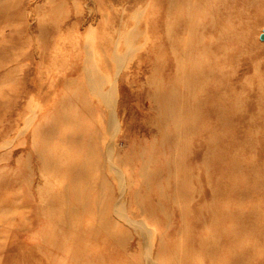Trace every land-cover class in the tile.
I'll return each instance as SVG.
<instances>
[{
  "label": "rangeland",
  "instance_id": "obj_1",
  "mask_svg": "<svg viewBox=\"0 0 264 264\" xmlns=\"http://www.w3.org/2000/svg\"><path fill=\"white\" fill-rule=\"evenodd\" d=\"M210 2L0 0V264H234V259L239 257L238 250H242V247L239 243L231 244L224 233L234 224L220 223L217 216L225 213L226 206L233 208L235 204L238 211L251 212L255 196L250 193L249 179L242 178L239 180L245 195L242 201H238L220 185L216 187L220 195L218 193L217 198L211 200L208 195L210 188L206 183L208 179L204 173L207 166L205 146L209 133L228 132L234 126L239 127L240 132L251 139V143L256 138L261 158H255L249 152L245 154L240 146L230 145L223 139L218 140L217 145L214 144L212 151L216 148L219 153L222 152V163L226 166H262L264 113L261 116L256 114L258 111L264 112V40L259 39V34L264 31V3L260 6L259 0H253L255 6L248 7L244 16H238V38L226 44L230 61L222 62L221 57L216 59V55L212 56L214 65L226 70L223 78H213L200 84L204 91L205 108L218 105L229 108V102L235 103L237 98L244 96L246 104L243 113H237L232 124L226 127L219 125L214 114L204 116L200 157L189 159L186 172H183L182 166L183 161L187 160L182 157L176 163L177 169H170L162 178L149 182L151 189L159 191L158 187L164 190L173 188L175 182L182 187L184 180L192 177L190 189L201 188L202 203L178 195L177 186L173 200L169 202L161 200L156 191H138L142 165L140 167L135 161L128 163L126 169L132 171L129 172L133 174L132 179L126 176L120 179L126 169L123 171L116 163L119 157L145 152L152 146L158 148L157 141L166 136H162L163 132L156 133L159 114L164 107L150 102L152 94L157 93L154 90L156 86L148 85L155 77L152 74L153 65L160 59L163 64L173 65L170 58L178 47L189 51L195 47L189 46L188 41L189 37L197 38L199 31L188 33L186 29L198 20L202 21L203 12ZM165 19L169 20L172 29L174 23L180 22V29L184 32L178 39L179 45L174 48L166 42ZM57 36V41L51 42ZM215 36L214 32L204 35L206 41L214 40ZM49 47L54 48L41 60V52ZM103 51L108 54L112 65H118L117 55L124 60L120 62L122 64L129 62L132 57L130 66L134 63V66L138 65V70L126 73V69L124 72L119 71V76L125 80L118 83L119 88L112 94L106 93L108 88L103 86L101 93L106 98L112 97L110 107L100 104L93 116L82 114V117H79L80 113L70 110L67 118L71 122L56 130V136L65 141L53 143L49 148L58 155L61 152L69 158L78 159L83 153L77 152L78 145L70 137L83 128L75 126L72 121L77 115L81 123L86 124L91 120L95 132L92 145L97 148L93 156L97 166L90 174V187L85 193L87 199L75 201V212L70 215L75 219V227L69 229L70 232L67 230L68 223H65V230L62 231L57 224L67 220L68 215L63 213L67 207L61 204L59 197L71 179L60 177L42 202L38 194L43 195L47 188L36 174V162L28 159L27 154L33 150L32 136L35 131L47 127L50 114L59 116L57 106L64 100L80 95L82 90L89 94L91 102L98 104L90 90L97 79L89 71L99 62ZM183 57L187 58L186 55ZM55 60L58 65L53 67ZM177 65L183 67L181 62ZM231 65L233 67L229 68ZM161 72L162 77L167 75V72ZM161 72L158 71V76ZM163 79L168 81L170 78L164 76ZM163 79H160L159 89L164 86ZM248 88L252 92L258 90L262 98L257 99L249 92L246 96ZM161 102L164 104V100ZM100 109L114 122L106 134L98 132L95 127ZM196 137L187 141L189 148H194L202 141L200 136ZM172 139H167L168 145L162 149L161 155L147 164L148 169L152 170L158 164L171 165V160L167 162L166 159L169 153L183 151L180 143L169 144L173 142ZM35 140L36 143L39 141ZM107 148L111 156L105 155ZM227 152L228 155H225ZM105 156L109 160L105 161ZM112 159L115 161L112 162ZM130 159L127 157V161ZM202 169L203 175L196 178V171ZM111 170L119 176L114 181L109 177ZM108 177L110 182L103 184L102 180ZM216 179H219L218 174L212 180ZM198 180L201 183L199 186ZM83 183L85 180L79 184ZM133 196L142 201L140 212L132 211L135 207ZM175 202L187 207L188 214L182 219L167 215L173 211V206L176 209ZM48 208H51L52 221L47 220ZM245 239H249L247 234L238 235V241ZM209 240L216 242V256L220 255L221 258L215 256V259L210 258L208 261L204 256L202 243ZM163 244H166V250L170 246H186L188 260H174L171 252L160 248ZM247 257L252 256L245 253L243 258Z\"/></svg>",
  "mask_w": 264,
  "mask_h": 264
},
{
  "label": "bare ground",
  "instance_id": "obj_2",
  "mask_svg": "<svg viewBox=\"0 0 264 264\" xmlns=\"http://www.w3.org/2000/svg\"><path fill=\"white\" fill-rule=\"evenodd\" d=\"M258 3V5L261 6L264 3V0H259ZM250 6H255V2L253 3V0H211L210 6H208V8L203 12L202 21L198 20L197 23H195L193 26H188V28L186 29V32L188 33L190 31H199V36L197 38L194 39V37H189V46L191 44L195 47L193 49H190V51L178 47L176 49L175 55H172V58H170L173 65L163 64L162 59H160V61L158 60L154 62L152 74L155 77H153L151 81H149L151 77L148 78V85L151 84V86H156L154 90H157V93L152 94L150 102L151 104L155 105L162 104L164 107V110L159 114L156 133L160 134L163 132L162 136H166L157 141L159 143L158 148L152 146L150 150H147L145 152L141 151L135 155L133 154L126 157L122 156L119 157L116 161L117 165H119L123 169V171L124 169H126V166H128L127 164L130 162H138L140 167L142 165V172H140L142 180L138 183V191H156L160 195L161 200H163L164 202H169L173 200L174 190L177 186L179 187L178 189H176V192L178 191V195L181 194L187 200H189V197L190 199H192V201L193 199H197L198 204L202 203L200 201V194L202 193L201 188H198L196 190L190 189L192 177L184 180V186L182 187L178 186V184L175 182L173 188L169 187V189L164 190V188L158 187L159 191H157L155 188L151 189L149 187V182L162 178L163 174L170 169H177L178 165H176V163L182 157H185L187 160V162L183 161V172H186V169L189 167V159L193 160L197 156L200 157L199 153L201 152V150H203L202 138L204 116L207 117L208 115L214 114L219 125L226 127L229 123L232 124L231 121L235 118L237 113H243V107L246 104L244 96L241 98H237L235 103H233L232 101L229 102V108L223 107V105H218L215 108H205L206 104L204 100V91L202 87H200V84L213 78L218 80L223 78V73L226 70L220 68V66L214 65L215 60L212 59V56L216 55V59L218 57H221L222 62L230 61V51L228 50V48H226V44L234 38H238V30L240 28V25L237 23L238 16H244V12L248 10V7ZM166 18L168 17L166 16ZM251 18L254 17L252 16ZM164 24V32L167 37L166 42L174 48V46L179 45L178 39L179 37H181L180 35H183L184 33L180 29V22L174 23L173 29L170 27L168 19H165ZM227 28L230 29V32H228L229 29ZM208 32L215 33L216 36L214 40L206 41L204 35L208 34ZM46 37L48 38V36ZM58 37L59 36L53 38L51 42H56ZM262 37H264V31L259 34L260 40H264V38ZM52 48L54 47H49L41 52L42 55L40 59L42 60V58L46 57L47 54L51 52ZM182 49L184 51H182ZM103 50L105 51V48ZM104 51L102 57L99 59V62L96 63L95 66H93L92 71H89L90 73H92L91 75L95 76V78L97 79V81L90 86V90L91 95L96 98L98 104H94L93 102H91V99H89V94L86 92H82V90L80 92V95L72 96L71 98L64 100L59 106H57L59 108L57 111H59L58 113L60 117H55V115L50 114V122L47 127L35 131L34 136H32L33 150L29 154H27L28 159H32L34 160V162H36L35 166H37L36 168L38 170L36 174L38 175L40 182L43 183V186L47 188V190L45 189L43 195L38 194L40 196V200L42 198V202L43 199L47 196V193L50 192V190L53 188V185L60 177L67 176L71 179L69 186L64 189L59 197L61 198V204L67 207L66 211L61 212L68 215L67 220L65 219V221H60L57 224L60 225L59 228H61L62 231L65 230V223H68V231H70L69 229L72 230L75 227V219L70 216L75 212V201H77L78 199H87L85 193L90 187L88 185L91 182L90 174L95 170L97 166V162H95L93 159V156L97 151L96 146L92 145V140L95 134L93 123L91 120L86 122V124L85 122L81 123L79 117H82V114L84 116H93L96 109L100 108V104L108 105V107H110V105H112V97L106 98L105 95L101 93L103 86L106 85L108 88V91L106 93L112 94L119 88L118 83L121 80H125L121 79V77L119 76V71H123L126 69L125 72L123 71L124 73H126L132 72L133 69L138 70V65L134 66L133 63V65L131 64L130 66L132 57L129 59V62L122 64L120 62H123L124 60L117 55V57L115 58L118 62V65H112L110 63L111 61L108 60L109 57L107 58L108 54L106 55V52ZM185 55L187 56V58L183 57ZM178 62H181L183 64V67L179 68V65H177ZM56 65H58V62L55 60L52 66L54 67ZM232 67V65L229 66V68ZM158 71L167 72V75L164 76H167L170 79L168 81H165L163 79L164 76L162 77V72L161 75L158 76ZM160 79H163L165 81L164 86L161 87V89H159L158 86V84L160 83ZM70 84L71 82H69L68 85ZM31 92H29L30 96L27 95L29 97V100L31 99ZM229 92L231 94L232 89H230ZM248 92L253 94L254 97H258L257 99L262 98V94L258 90L252 92L251 89L248 88L246 91V96L248 95ZM161 100H164V104L161 102ZM77 102L81 103L77 104ZM70 110H74L77 113H80V116L78 117L77 115V118L73 120L72 123L77 127L83 128L76 132L73 137H70L72 140H75L76 144L78 145L77 152L83 153V155H80L78 159L69 158L61 152L60 155H58L56 154V152H53L49 148V146L53 143L58 144V142L65 141L64 139H59L56 136V130L71 122V120L67 118L69 117L68 111ZM263 113L264 112L262 111H258L256 115L261 116L263 115ZM106 115L107 114H105L100 109L97 113V119L95 123V127H97L98 132L104 134H106L107 131L114 125L113 120L107 118ZM180 116L181 118L183 117V119H179ZM186 116L187 119L184 120ZM167 127H169L170 129L166 130ZM240 131L241 130L239 129V127L234 126V128L228 132L222 130L208 134V142L205 146L207 166L204 173L206 178L208 179L206 183H208L207 187L210 188L208 191V195L211 200L213 198H217L219 192L217 191L216 187L220 185V187H225V189H227L231 195L235 196L238 201H242L245 195L243 194V189L239 180H241L242 178L249 179L251 183L250 193L255 196L252 199V204L253 201H255L251 212L243 213L241 211H238L237 205L235 204L233 205V208L230 206H226L225 213L217 216V219L220 223L224 222L231 223L232 225L234 224L233 228L224 231L225 236L228 238L231 244L232 242L236 244L239 243L242 247V250H238L239 257H236L234 259V264H264V160H262L261 162L262 166L251 164H236L230 166L228 164V166H226L224 163H222V152L219 153V150H217L216 148L212 151L214 144L217 145L218 140L223 139V141L227 142L230 145H236L237 147L240 146L244 150L245 154L249 152V155H254L255 158H261L260 154L258 153L259 143L256 144V138H253V143H251V139L249 140V137L242 134ZM197 135L200 136L202 141L194 148H189L187 141H192L194 138H197ZM169 138H174L172 139L173 142L169 144L180 143L181 146H183V151L173 152V154L169 153V158L167 156L166 159L167 162L171 160V165H169L168 163L167 165L159 166L158 164L156 166H153L152 170L148 169L147 164L154 161L159 155L162 154V149H165V146L168 145L167 139ZM35 139L39 141L36 143ZM99 151H102V149L99 148ZM110 153L111 152L109 151V148H107V153H105V155L111 156ZM225 155H228V152ZM106 156L105 161L109 160V157L107 158ZM263 156L264 151L262 153V157ZM127 157H131V159L127 161ZM215 158L216 163H214ZM103 161L104 160H102L101 162ZM114 161L115 159H112V162ZM65 166H67L68 168H64ZM129 172L132 171L126 169V171H124V174L120 176V179H123L125 176L129 179H132L133 174L131 175L129 174ZM116 174L118 173L116 172ZM201 174L203 175V169L197 170L196 178L199 179ZM217 174L219 176V179L213 181L212 179ZM109 177L112 181H114V179L116 180L119 176L115 175L114 171L111 170L109 172ZM109 177L108 179L104 178L102 180L103 184H105L106 182H110ZM233 177H235V179H233ZM83 180H85V184H79L81 181L83 182ZM197 182V186H199L201 183L199 182V180ZM38 185L39 184H37V186ZM135 193L137 194V192ZM222 193L226 192L223 191ZM225 195L227 196V194ZM257 196L258 198H256ZM198 200L200 201V203ZM132 202L134 204L133 206H135L134 210L132 211L140 212L142 201L137 200L136 197L133 196ZM175 206L176 209L173 206V211L171 210L169 213H167L168 216H178L182 219L188 214V210L185 205L183 206V204L176 203ZM50 209H46L48 212V221L53 220ZM250 222L251 224H249ZM241 233L247 234V238L249 239L238 241V235ZM165 245L166 244H163L162 246H160V248L162 247L163 250H166ZM216 247V242L212 240L202 243L201 250L205 253L204 256H206L208 261H210V258L215 259L217 253ZM166 251L169 253L171 252V257L176 261H180L181 259L188 260L189 258V252L186 249V246L185 248H175V246H170V249ZM245 253L252 257L243 258ZM219 257L220 255L216 256V258Z\"/></svg>",
  "mask_w": 264,
  "mask_h": 264
}]
</instances>
